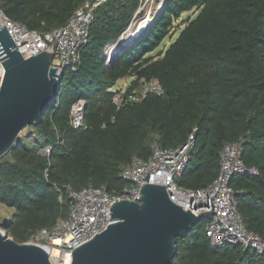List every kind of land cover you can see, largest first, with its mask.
Segmentation results:
<instances>
[{
  "label": "trees",
  "instance_id": "1",
  "mask_svg": "<svg viewBox=\"0 0 264 264\" xmlns=\"http://www.w3.org/2000/svg\"><path fill=\"white\" fill-rule=\"evenodd\" d=\"M89 0H0L7 17L41 33L67 23ZM140 0H107L89 27L75 70L63 71L58 95L40 120L0 158V203L12 210L0 228L17 243L51 229L68 215L66 187H105L120 193V176L135 157L146 159L154 142L165 149L187 142L196 128L190 160L177 184L200 189L219 174L226 143H241L240 158L257 176L233 175L238 212L248 231L264 239V0H166L146 29L108 65L106 54L130 26ZM187 18L177 39L154 55ZM131 78L157 80L161 95L117 110L113 87ZM85 101V128L70 125V111ZM50 147L49 155L42 149ZM62 201H59V197ZM207 219L176 237L169 264H264V255L238 244L212 247Z\"/></svg>",
  "mask_w": 264,
  "mask_h": 264
},
{
  "label": "built area",
  "instance_id": "2",
  "mask_svg": "<svg viewBox=\"0 0 264 264\" xmlns=\"http://www.w3.org/2000/svg\"><path fill=\"white\" fill-rule=\"evenodd\" d=\"M149 1L140 0L130 26L137 18L143 16L147 19L148 25L150 24L154 16L150 18V13L140 15ZM106 2L107 0L84 2L65 25L44 33L30 30L24 24L11 20L0 8V28L5 26L17 50L24 58L51 51L55 46L51 65L57 68L58 74H63L66 68L75 70L80 63L81 49L88 42L89 27L94 19V13ZM3 77L4 69L0 61V87ZM113 92L112 100L119 110L126 104L142 102L150 95H161L163 88L155 79L142 78L138 87L131 92L121 89ZM84 114L85 101L80 99L71 107L70 125L75 129L85 128ZM195 131L196 128L187 142L176 148L165 149L154 142L148 158H133L120 174L128 186L118 194L109 193L105 187H85L75 190L67 186L68 215L58 219L51 229L38 230L27 242L47 250L50 264H71L73 251L104 231L112 222L109 213L114 203L121 200L139 202L141 187L144 184H156L166 186L169 199L183 210L189 209L195 216L211 214L207 218L205 232L212 247L238 244L244 249H252L264 255V239L246 229L244 220L238 212L237 195L240 192L230 186L233 175L259 174L256 167L246 166L242 162L240 142L223 145L219 159V174L211 184L196 190L183 188L177 184V179L190 160L189 153L194 145ZM41 153L49 155L50 147L43 148ZM147 173L148 180L145 179ZM59 201H62L61 196Z\"/></svg>",
  "mask_w": 264,
  "mask_h": 264
},
{
  "label": "water",
  "instance_id": "3",
  "mask_svg": "<svg viewBox=\"0 0 264 264\" xmlns=\"http://www.w3.org/2000/svg\"><path fill=\"white\" fill-rule=\"evenodd\" d=\"M130 42L121 45L112 57L105 49L103 56L108 65ZM54 49L55 46L51 51L24 58L5 26L0 28V61L4 69L0 87V158L23 131L40 120L58 95L62 74L51 65ZM165 187L144 184L139 202L114 203L109 213L112 222L73 251L71 264H169L177 253L175 238L186 236L211 214L195 216L189 209L183 210L169 199ZM0 264L50 262L43 247L17 243L0 228Z\"/></svg>",
  "mask_w": 264,
  "mask_h": 264
},
{
  "label": "rangeland",
  "instance_id": "4",
  "mask_svg": "<svg viewBox=\"0 0 264 264\" xmlns=\"http://www.w3.org/2000/svg\"><path fill=\"white\" fill-rule=\"evenodd\" d=\"M164 0H150L141 11V16L144 14L150 13V18L153 16H156L158 14V11L162 5ZM157 13V14H156ZM139 15V14H138ZM139 15V16H140ZM135 16V15H134ZM194 16L193 12H188L183 14V16L178 19L176 22H174V28L172 30V34L168 36L164 42L161 44L158 50L154 53V55H157L159 52L164 51L169 47L171 43H173L178 35L181 29L183 28V24L185 21H187V18H192ZM154 18V17H153ZM133 21V20H132ZM147 28V27H146ZM130 78L121 79L117 82V84L113 87V90H125L128 84L130 83ZM26 131H23L22 133H25ZM12 213V210H9L7 207H5L3 204L0 203V222H7L9 220L10 214ZM10 238V237H9Z\"/></svg>",
  "mask_w": 264,
  "mask_h": 264
},
{
  "label": "bare ground",
  "instance_id": "5",
  "mask_svg": "<svg viewBox=\"0 0 264 264\" xmlns=\"http://www.w3.org/2000/svg\"><path fill=\"white\" fill-rule=\"evenodd\" d=\"M148 21L145 19V16L137 18L134 23L125 31V33L120 36L119 40L114 41L112 44H109L108 47L112 46L109 57H112L119 50L120 46L130 42L132 39L136 38L142 31L147 27Z\"/></svg>",
  "mask_w": 264,
  "mask_h": 264
},
{
  "label": "crops",
  "instance_id": "6",
  "mask_svg": "<svg viewBox=\"0 0 264 264\" xmlns=\"http://www.w3.org/2000/svg\"><path fill=\"white\" fill-rule=\"evenodd\" d=\"M130 80L132 81V79H131V78H130ZM131 81H130V83H131ZM130 83H129V84H130ZM129 84H128V85H129Z\"/></svg>",
  "mask_w": 264,
  "mask_h": 264
}]
</instances>
